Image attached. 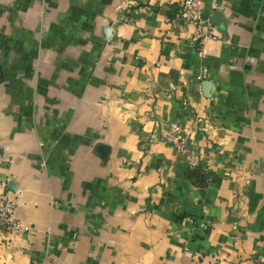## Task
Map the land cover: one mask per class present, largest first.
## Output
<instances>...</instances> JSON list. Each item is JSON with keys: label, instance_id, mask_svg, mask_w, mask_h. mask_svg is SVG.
Masks as SVG:
<instances>
[{"label": "crops", "instance_id": "crops-1", "mask_svg": "<svg viewBox=\"0 0 264 264\" xmlns=\"http://www.w3.org/2000/svg\"><path fill=\"white\" fill-rule=\"evenodd\" d=\"M180 1L0 0V264H264V0Z\"/></svg>", "mask_w": 264, "mask_h": 264}, {"label": "built area", "instance_id": "built-area-1", "mask_svg": "<svg viewBox=\"0 0 264 264\" xmlns=\"http://www.w3.org/2000/svg\"><path fill=\"white\" fill-rule=\"evenodd\" d=\"M199 4L200 0H181L177 15L192 24L194 28L191 36L192 42L202 44L207 39L213 38L215 31L214 27L202 17ZM159 138L176 149H180L185 140L176 124H169L164 128ZM14 205V200L10 199L6 193H0V237H4L11 232L23 233L27 230L26 226H22L13 218Z\"/></svg>", "mask_w": 264, "mask_h": 264}, {"label": "water", "instance_id": "water-1", "mask_svg": "<svg viewBox=\"0 0 264 264\" xmlns=\"http://www.w3.org/2000/svg\"><path fill=\"white\" fill-rule=\"evenodd\" d=\"M216 16H218V12L217 11H213L212 13H211V15H210V21H211V23L212 24H214V25H218L219 24V21H214L213 19L214 18H216ZM202 87H203V92H204V94H206V89L208 90V88H209V82H207V81H203L202 82Z\"/></svg>", "mask_w": 264, "mask_h": 264}]
</instances>
